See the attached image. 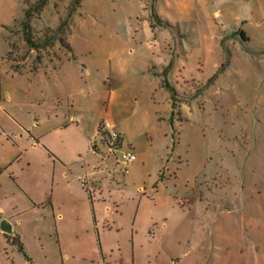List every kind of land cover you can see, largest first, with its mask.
Returning a JSON list of instances; mask_svg holds the SVG:
<instances>
[{
    "label": "rangeland",
    "instance_id": "1",
    "mask_svg": "<svg viewBox=\"0 0 264 264\" xmlns=\"http://www.w3.org/2000/svg\"><path fill=\"white\" fill-rule=\"evenodd\" d=\"M67 58L74 84L111 93L103 120L138 156L123 175L97 139L111 186L156 204L140 209L137 256L264 264V0H0V174L11 143L32 141L16 117L56 114L54 68L31 70ZM36 219L20 226L29 253L0 235V264H74Z\"/></svg>",
    "mask_w": 264,
    "mask_h": 264
},
{
    "label": "crops",
    "instance_id": "2",
    "mask_svg": "<svg viewBox=\"0 0 264 264\" xmlns=\"http://www.w3.org/2000/svg\"><path fill=\"white\" fill-rule=\"evenodd\" d=\"M51 63L53 66L45 64L31 71L54 68L56 90L52 100L56 101V114L29 112L27 125L16 117L32 141L11 143L12 156L0 174V224L6 220L11 228L10 234L0 228V235L17 248L20 242L22 252L29 253L20 226L25 217L33 215L37 219L32 223L52 232L49 236L39 234L41 243L42 239L53 242L63 260L74 264H150L149 259L136 254L134 230L141 207L156 204L150 205L141 191L127 197L112 187L115 178L105 172L106 162L98 152L99 125L104 121L99 102L104 95L109 107L116 101L109 92L94 96L86 81L74 84L69 72L74 64L71 58ZM111 116L115 118L113 113ZM105 121L123 135L114 119ZM137 160L138 156L135 163ZM151 191L157 201L159 187ZM170 202L172 207H182L176 198ZM50 214L55 215L54 222L48 218ZM107 226L115 229L107 230ZM108 234L113 237L106 241ZM70 242L72 247L67 246Z\"/></svg>",
    "mask_w": 264,
    "mask_h": 264
},
{
    "label": "built area",
    "instance_id": "3",
    "mask_svg": "<svg viewBox=\"0 0 264 264\" xmlns=\"http://www.w3.org/2000/svg\"><path fill=\"white\" fill-rule=\"evenodd\" d=\"M100 140L106 142L108 153L115 157L118 170L123 174L130 173V166L135 163L137 156L132 150H122L124 139L108 121H103L99 127ZM99 149V148H98Z\"/></svg>",
    "mask_w": 264,
    "mask_h": 264
},
{
    "label": "trees",
    "instance_id": "4",
    "mask_svg": "<svg viewBox=\"0 0 264 264\" xmlns=\"http://www.w3.org/2000/svg\"><path fill=\"white\" fill-rule=\"evenodd\" d=\"M78 1H80V0H78ZM68 19L63 23V25L61 26V28H64L65 26H67L68 25ZM25 35H26V37H27V41L29 42V43H32L31 42V39L28 37V29H29V26H28V23L25 25ZM242 36H243V34H241ZM13 242H15V240H13ZM17 245H18V248H19V250L20 251H23V245L20 243V242H18L17 243Z\"/></svg>",
    "mask_w": 264,
    "mask_h": 264
},
{
    "label": "water",
    "instance_id": "5",
    "mask_svg": "<svg viewBox=\"0 0 264 264\" xmlns=\"http://www.w3.org/2000/svg\"><path fill=\"white\" fill-rule=\"evenodd\" d=\"M1 229L5 232H8L10 233L11 232V228H10V225L8 223V221L4 220L2 223H1Z\"/></svg>",
    "mask_w": 264,
    "mask_h": 264
}]
</instances>
